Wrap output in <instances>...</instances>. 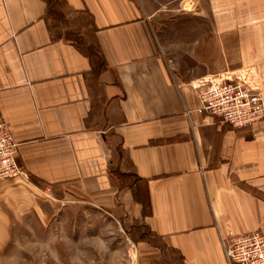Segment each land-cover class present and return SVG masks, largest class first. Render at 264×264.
Instances as JSON below:
<instances>
[{"label":"crops","instance_id":"crops-1","mask_svg":"<svg viewBox=\"0 0 264 264\" xmlns=\"http://www.w3.org/2000/svg\"><path fill=\"white\" fill-rule=\"evenodd\" d=\"M166 9L199 16L171 65ZM246 66L264 96V0H0V120L28 175L0 180V235L51 242L92 206L161 238L134 233L133 264H229L223 241L264 231V119L233 128L192 84Z\"/></svg>","mask_w":264,"mask_h":264},{"label":"rangeland","instance_id":"rangeland-1","mask_svg":"<svg viewBox=\"0 0 264 264\" xmlns=\"http://www.w3.org/2000/svg\"><path fill=\"white\" fill-rule=\"evenodd\" d=\"M186 7L191 6L187 4ZM163 11L161 17L152 19V24L161 53L171 65L172 58L176 62L177 55L180 58L187 55L188 22L184 20L178 25L179 21L181 18L193 20L199 16L183 15V9ZM203 27V22H197L194 34L195 29ZM174 73L179 76L182 74L177 67ZM32 225L36 229L41 223L37 224V220H34ZM65 225L66 234H51L50 243L43 242L45 235L41 233L14 234L11 239L10 235H0V264H133L136 255L133 237L137 235H130L127 223H119L97 207L83 206Z\"/></svg>","mask_w":264,"mask_h":264},{"label":"built area","instance_id":"built-area-1","mask_svg":"<svg viewBox=\"0 0 264 264\" xmlns=\"http://www.w3.org/2000/svg\"><path fill=\"white\" fill-rule=\"evenodd\" d=\"M201 110L219 117L233 128L253 126L264 119V96L257 66H246L233 73H222L192 84ZM18 143L10 125L0 120V180L17 176L28 179L16 160ZM229 264H264V231L236 235L223 241Z\"/></svg>","mask_w":264,"mask_h":264},{"label":"trees","instance_id":"trees-1","mask_svg":"<svg viewBox=\"0 0 264 264\" xmlns=\"http://www.w3.org/2000/svg\"><path fill=\"white\" fill-rule=\"evenodd\" d=\"M51 13V12H49ZM72 31L67 32V37L68 39H70V35L72 34ZM73 41H75L74 44H76V46L81 49L82 51L86 52V54H88L90 56V58L92 59V62H95L96 57L98 60V66L96 67H101L104 62L102 60V57L96 52L94 51V49L92 47H86L84 45V42H81L82 40L77 37L76 35H74L72 37ZM102 62V63H100ZM144 204V209L146 210V213H150V202L148 201V198L145 201H142ZM131 227L127 228L128 231L130 232L131 236H134V233H136V235L138 236V234L140 233V237L147 240L148 242L156 245V246H163V242L161 241V238L156 236L153 231H146L143 227V225L141 226L138 222L134 223V226H132V230L130 229Z\"/></svg>","mask_w":264,"mask_h":264}]
</instances>
